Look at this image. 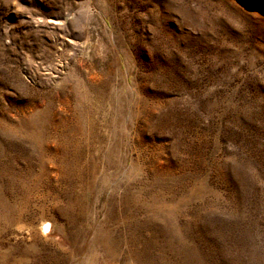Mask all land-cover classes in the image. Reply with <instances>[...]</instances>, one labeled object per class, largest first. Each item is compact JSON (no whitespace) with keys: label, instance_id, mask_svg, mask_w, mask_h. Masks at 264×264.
Listing matches in <instances>:
<instances>
[{"label":"rangeland","instance_id":"374dc122","mask_svg":"<svg viewBox=\"0 0 264 264\" xmlns=\"http://www.w3.org/2000/svg\"><path fill=\"white\" fill-rule=\"evenodd\" d=\"M0 264H264V0H0Z\"/></svg>","mask_w":264,"mask_h":264},{"label":"water","instance_id":"95a60500","mask_svg":"<svg viewBox=\"0 0 264 264\" xmlns=\"http://www.w3.org/2000/svg\"><path fill=\"white\" fill-rule=\"evenodd\" d=\"M45 229H47V227H45Z\"/></svg>","mask_w":264,"mask_h":264},{"label":"bare ground","instance_id":"6f19581e","mask_svg":"<svg viewBox=\"0 0 264 264\" xmlns=\"http://www.w3.org/2000/svg\"><path fill=\"white\" fill-rule=\"evenodd\" d=\"M44 224V223H43Z\"/></svg>","mask_w":264,"mask_h":264}]
</instances>
